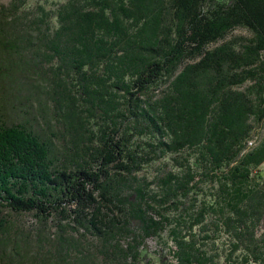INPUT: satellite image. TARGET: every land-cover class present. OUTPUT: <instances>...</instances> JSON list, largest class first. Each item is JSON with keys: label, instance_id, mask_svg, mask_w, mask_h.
<instances>
[{"label": "trees", "instance_id": "16d2710c", "mask_svg": "<svg viewBox=\"0 0 264 264\" xmlns=\"http://www.w3.org/2000/svg\"><path fill=\"white\" fill-rule=\"evenodd\" d=\"M29 1L0 9V115H33L0 117V259L264 264V0Z\"/></svg>", "mask_w": 264, "mask_h": 264}, {"label": "rangeland", "instance_id": "374dc122", "mask_svg": "<svg viewBox=\"0 0 264 264\" xmlns=\"http://www.w3.org/2000/svg\"><path fill=\"white\" fill-rule=\"evenodd\" d=\"M11 1L13 0H0V9L2 8V6H8ZM17 2L19 0H16ZM35 0H30L29 2H27L25 4V8H27V6L34 4ZM246 31L242 30V29H236L232 32V34H245ZM18 101H15L10 103L6 102L4 103V107L2 108V112H4L5 114V118H3V116L0 115V117L4 120L6 119H14V121H21L24 120V118L26 120H28L30 117H33L32 114H28L26 113V108H19L18 105ZM52 131L50 130L48 134L53 135V133H51ZM54 132V131H53ZM259 134L264 132V120H263V124L262 127L260 128V130H258ZM248 146V145H247ZM260 171L264 174V162L261 164V166L259 167ZM152 169H147V174H149V172H151ZM24 221H9L8 224L9 226H11V233L12 235L15 234L16 232L21 233V231L18 229L19 227H22V229L25 228H29L30 225L34 224L35 221H31L32 218L30 217H26L23 219ZM147 246H148V250L150 253L156 252L160 250V246L158 244H156V242H154L153 239H149L147 242ZM32 257V255H31ZM3 259H0V264H34L29 260H20L17 258L15 260H10V258L7 257H1ZM30 258V257H29ZM169 262L171 261V259L168 257Z\"/></svg>", "mask_w": 264, "mask_h": 264}, {"label": "built area", "instance_id": "2783aa9c", "mask_svg": "<svg viewBox=\"0 0 264 264\" xmlns=\"http://www.w3.org/2000/svg\"><path fill=\"white\" fill-rule=\"evenodd\" d=\"M247 144H248L249 147H251V146H253L255 144V142H254V140L250 139Z\"/></svg>", "mask_w": 264, "mask_h": 264}]
</instances>
